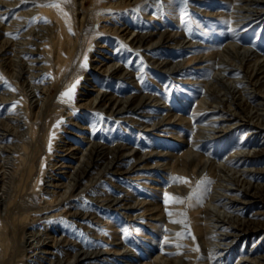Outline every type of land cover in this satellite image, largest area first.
<instances>
[{"label":"bare ground","instance_id":"1","mask_svg":"<svg viewBox=\"0 0 264 264\" xmlns=\"http://www.w3.org/2000/svg\"><path fill=\"white\" fill-rule=\"evenodd\" d=\"M29 1L7 24L0 13V264H264V0L215 8L187 0L219 19L223 38L214 42L191 34L188 2L180 12L169 3L188 24L171 29L165 21L162 29L145 0H126L156 27L119 26L130 60L112 54L93 63V50L107 49L100 40L112 28L107 10L124 2ZM166 46L183 54L168 55ZM91 69L99 83L86 102L96 123L72 109L82 71ZM163 77L196 88L190 116L164 98ZM127 81L130 91L113 88ZM119 122L181 146L143 147L140 133L108 134ZM235 128L237 139L227 140ZM106 210L125 216L123 227ZM126 227L137 230L142 251L128 243Z\"/></svg>","mask_w":264,"mask_h":264},{"label":"rangeland","instance_id":"2","mask_svg":"<svg viewBox=\"0 0 264 264\" xmlns=\"http://www.w3.org/2000/svg\"><path fill=\"white\" fill-rule=\"evenodd\" d=\"M111 1H115V2L122 1L124 3H123V5L120 6L121 8H119V9L116 8V7H111L110 9L107 10V14H108L107 16L108 17H107V20L104 21V24H106V22H107L108 26L112 27L111 28L112 30L108 28L109 32L101 33V37H100V40H102L104 42L103 44L107 45V49L105 48V50H102L104 53L102 51H97L96 49H94L93 52L91 53V56H90L91 62L92 61L99 62L100 58H104L105 57V59H106V57L108 58V56H110L112 54H113L112 55L113 57L115 55V57L118 58V59L120 57V59H122V60L125 59L124 61H127L128 59L130 60L129 57L131 55L128 57L129 52H128V49H127V45H124V43H125L124 39L125 38L123 36H121L120 34H117V32L115 30V29H118L119 26H121L123 24H124V26H126V24H129L130 26L132 25L133 27H136V28H146V27L147 28H150V27L154 28V27H156L155 24L153 23V21H151L150 19L145 18L143 16H142L143 19L141 18L142 14H141L140 11H138L137 5L135 6V3H131L130 5H128L126 0H106V2H111ZM145 1H146V5H148V7L150 9H152L151 10L152 12H154V10H155L156 12H158V14L161 15L162 21H160L158 19L157 20L155 19L156 20L155 22L159 21L162 29L166 28L167 25L171 29H173V27L176 28L180 24L181 25L188 24L187 23L188 21L182 20L181 17L177 20L176 18H174L171 15L170 9L172 7L169 4L170 0H145ZM197 1H198L199 4L201 3L200 5L208 6L210 8L223 7L221 0H209V1H207V0H197ZM174 2H176V4H177V12H180L181 5H183L184 3H187L188 1L187 0H181V1L180 0H174ZM182 2H184V3H182ZM91 3H92V0H86V5L87 6H90ZM189 3L190 2H188V4ZM32 5L33 4L29 0L28 1H24V2H22L20 4H18V5L9 6V7L5 6V4H3V3H0V9H1L0 13L2 14L1 15L2 19H3V17H5L3 19V23L7 24L8 22L13 21L15 19V17H17L19 11L23 10L24 8L27 9V8H29ZM219 5H221V6H219ZM153 7H154V9H153ZM188 7L189 8L186 9V15L188 14L187 17H189V18L192 17V20L190 18V23L193 22L191 24L192 25L191 26V34L195 38L205 39L207 42H214V41H217V40H220L221 38H223L222 37L223 35L218 30V26L220 25V23L217 22L219 20L217 18V16H207L204 13H201V12H199L197 10H194L192 5H190V4L188 5ZM9 9H11V11ZM5 10L7 11V13L5 12ZM132 11H133V13H132ZM193 13H195V15L196 14L197 15L195 16ZM193 16H195V17H193ZM197 16L198 17L199 16L202 17L201 20H202L203 24L208 28L207 31H209V34H205L204 33L205 32V28H202V26L197 23V20H196ZM200 17H199V19H200ZM120 18H122V20ZM140 19H142V20H140ZM123 20L125 21V23H124ZM165 21L167 23L166 26H165ZM181 22L182 23L184 22V23L182 24ZM216 23H218V24H216ZM137 25H138V27H137ZM140 25H142V27ZM24 28H25L24 26L19 28L18 31H15V33H17L18 35L21 36V33H23V29ZM2 31L5 32V34L8 33V31L6 29H3ZM261 43L264 44V37L262 38ZM119 45H121V46H119ZM179 47H177V48L175 47L174 48V46L173 47L172 46H169V47L166 46V47H163V48L161 47V48L164 49L166 54H168V55L171 54V56L180 57L183 54V51ZM99 48L101 49V47H99ZM161 48H159V49H161ZM187 51H189V50H187ZM96 58H99V59L95 60ZM131 60H133V58H131ZM92 70L93 69H91V70H83L82 71L81 78H80V80H79V82L77 84V88L75 89V91L77 92L76 94H79L80 101L77 102V106H75V108H72V109H74L76 115L80 116V118L83 117V115H86L87 117H89V119L93 118L94 122L96 123L98 121V119L96 117V114H95L96 113V108H95V106H93V105L89 104L88 102H86V100H88V98H90L91 96H93L95 94L94 91L96 90V88L98 86V83H99V82H95V80L92 79L88 75V74H90V72H92ZM195 70L198 71L199 68H195ZM164 78L165 77H163V81H161V80L159 81L160 84H161V86L159 85L160 86V92L164 93V95H165L164 98L167 97L166 100H169L167 102H171L173 105H175L174 107L176 109H178V110L180 109L179 111L185 113V115H187V116H190L191 115V113H190L191 111L189 110V107L187 105H188V103L192 102L194 91H195L196 88L194 86H191L188 83L179 82V81H172V80H170L168 78H167L168 79L167 80L168 81L167 82L168 85H165V79ZM45 79H46V77L38 78V80H41V81L45 80ZM108 81L105 83V84H107V86L109 84ZM2 83H4V81ZM94 85H96V86H94ZM131 86H132L131 82L127 81L124 85L123 84L117 85V86H114L113 88L114 89L116 88L117 92L119 91V93H124V92L130 91L131 88H132ZM162 86H163V88H162ZM145 87H147L148 89L151 87L150 89H152V91L155 90L154 85L151 84L150 82H148V83L146 82L145 83ZM164 87L165 88L167 87L168 90H164ZM162 90H164V91H162ZM53 94H54V96L57 94V89H54V93ZM1 112H3V109H2ZM202 118H203L202 115L199 116L200 120H204V118L203 119ZM104 121L106 122L107 119H104ZM69 125L70 124H64V127H67ZM105 126L106 125L104 124V128H105ZM237 129L238 128H235L229 135H227L226 139L227 140L228 139H232V140L237 139V137H238ZM63 130H62L63 135H66L67 133L65 131H63ZM133 130H134V132H136L135 134H132ZM182 130H183V132H186L185 134L187 136V134H188L187 131H189V129H187L186 126H185V127H183ZM107 133L111 134V135L114 134L113 136H119V137H122V138L127 139V140L136 139L137 138V134L140 133L139 139L138 138L137 139L141 142V145L143 147H149L150 145H158V146L163 147V145H162L163 142L164 143H168L167 145L169 147H171V148L178 147V145L181 146L180 144L176 143L178 140H175V139H173L171 137L159 136L158 134L154 133V131H152L151 133L147 132L145 134L144 131L140 132L138 128L133 129V128H128V127L122 126V124L120 122L117 124V126L114 129V131L110 132V130H109ZM187 137H189V136H187ZM173 145H175V146H173ZM60 157L61 156H59L58 159ZM122 180L125 183H127L129 186L133 187L136 190V192L138 194H140L141 196H149L150 195L149 189L147 187H145L144 185H142L141 182H137V181H135L133 179H130V178H125V179L123 178ZM111 190L116 192V189L114 187H111ZM106 211H108V210H106ZM108 213H109L108 215H110L109 216L110 218L115 220L117 223H119L123 227V221H124L123 219L125 218V216H121L120 217V215L117 212H114V214H112L111 212L108 211ZM54 225L55 226H59V227L71 228V226L66 225L64 223H61L59 221L54 222ZM142 226H143V229H145L147 231L150 230L149 225H145L144 224ZM125 231H126L125 233H126V236H127L128 243L130 245H132V246L134 244H136L133 247L137 246L136 249H138L139 251H142V249L140 248L141 246H140V244H139V242L137 240L138 236H136L134 234V233H136L137 230L135 231V230H132L129 227H126ZM71 234L76 235V232H71ZM142 240L144 241V238Z\"/></svg>","mask_w":264,"mask_h":264},{"label":"snow or ice","instance_id":"3","mask_svg":"<svg viewBox=\"0 0 264 264\" xmlns=\"http://www.w3.org/2000/svg\"><path fill=\"white\" fill-rule=\"evenodd\" d=\"M46 6H49V7H56V8H59L60 5L59 3H51V4H48ZM35 19V18H34ZM65 95H70V93H65Z\"/></svg>","mask_w":264,"mask_h":264}]
</instances>
